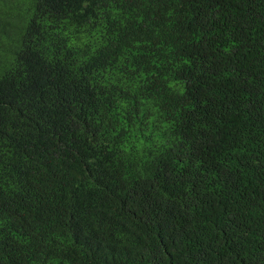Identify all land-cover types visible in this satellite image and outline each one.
<instances>
[{"label":"trees","instance_id":"trees-1","mask_svg":"<svg viewBox=\"0 0 264 264\" xmlns=\"http://www.w3.org/2000/svg\"><path fill=\"white\" fill-rule=\"evenodd\" d=\"M0 264H264V0H0Z\"/></svg>","mask_w":264,"mask_h":264}]
</instances>
